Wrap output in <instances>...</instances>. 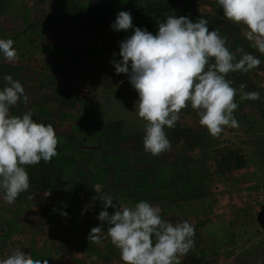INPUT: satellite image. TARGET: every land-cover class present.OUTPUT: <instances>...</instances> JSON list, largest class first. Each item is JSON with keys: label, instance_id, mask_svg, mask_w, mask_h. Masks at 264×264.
I'll use <instances>...</instances> for the list:
<instances>
[{"label": "rangeland", "instance_id": "374dc122", "mask_svg": "<svg viewBox=\"0 0 264 264\" xmlns=\"http://www.w3.org/2000/svg\"><path fill=\"white\" fill-rule=\"evenodd\" d=\"M105 3V22L89 24L83 10ZM119 11H130L133 25L153 34L170 14L194 22L204 17L237 59L243 52L261 59L258 68L227 75L235 89L244 82L235 98L243 105L242 134L231 138L227 126L221 133L242 144L247 159L241 178L210 174L200 165L221 137L200 125L190 105L174 128H165L170 150L158 157L145 151L138 93L110 63L122 59L119 42L133 34L112 29ZM244 30L223 15L216 0H0V38L13 39L18 52L13 61L0 53V87L4 75H12L29 98L11 114L32 111L34 121L53 126L58 141V155L47 163L54 177L50 183L30 184L13 204L0 191V258L20 249L48 264H124L107 225L102 243L88 239L101 224L97 217L107 194L128 206L146 200L173 224L194 226V247L180 257L181 264H264V219L254 215L249 200L254 187L264 183V90L258 100L240 99L264 81V54L251 46Z\"/></svg>", "mask_w": 264, "mask_h": 264}, {"label": "clouds", "instance_id": "9594fccd", "mask_svg": "<svg viewBox=\"0 0 264 264\" xmlns=\"http://www.w3.org/2000/svg\"><path fill=\"white\" fill-rule=\"evenodd\" d=\"M223 15L237 25H243L244 37L251 46L264 54V0H216ZM112 29L133 30L119 42V61H110L115 73L126 74L138 93L135 108L145 122L143 147L153 156L170 150L171 142L165 128H174L180 113L189 105L200 117L212 136H219L227 127H238L234 111L236 89L227 79L230 72H249L262 61L250 52L237 59L216 30H210L206 18L195 22L188 16L170 14L153 34L135 27L130 11H119ZM15 41L0 38V53L8 61L18 57ZM115 55V53L113 54ZM0 87V191L8 204H13L30 187L25 166L49 163L57 157L56 132L51 124L33 120L34 113L12 115L11 108L28 96L22 83L12 75H4ZM122 83V82H121ZM243 87V85L241 86ZM260 91L245 92L241 100H258ZM114 211L109 213L108 209ZM55 211V209H54ZM67 217V212H61ZM88 239L102 243L101 234L107 225V237L120 250L124 264H181L180 257L194 247L195 228L188 221L175 223L163 218L159 206L140 200L135 206L121 204L105 195L103 210ZM0 264H48L33 259L16 249Z\"/></svg>", "mask_w": 264, "mask_h": 264}, {"label": "crops", "instance_id": "0c3cea01", "mask_svg": "<svg viewBox=\"0 0 264 264\" xmlns=\"http://www.w3.org/2000/svg\"><path fill=\"white\" fill-rule=\"evenodd\" d=\"M244 86L243 81L238 82V88L236 89L237 95L235 98H239V92H242L241 86ZM257 91H261V89H257ZM243 94V93H242ZM242 106L238 107L236 110V119L239 123L238 127L227 129L225 132L232 138L233 134H242L241 124L239 122V115H243L244 113L241 111ZM222 136L221 134L219 135ZM225 137H221L219 142H216L213 147H209L210 153L204 159L203 162H199L200 165L207 166L210 174L212 173H221L224 174L225 177H233V178H241L242 170L244 169L245 161L247 157L243 153L242 144L236 139H232V141L224 140ZM198 163V162H197ZM156 179H165L162 176L156 177ZM213 178L209 176V181L212 184ZM226 184V181H225ZM226 187V185H225Z\"/></svg>", "mask_w": 264, "mask_h": 264}, {"label": "trees", "instance_id": "16d2710c", "mask_svg": "<svg viewBox=\"0 0 264 264\" xmlns=\"http://www.w3.org/2000/svg\"><path fill=\"white\" fill-rule=\"evenodd\" d=\"M109 12V7L108 4L105 3L103 5H96V6H91L83 10V15L86 18V21L89 24H98L105 22L106 20V15ZM97 90L100 91V89L97 87ZM104 154H107L108 152L104 151ZM38 167H41V171L37 172L36 166H25L26 170L28 171L29 177H30V184H35V185H45L48 184L54 179L53 173L51 172L49 166L47 163L40 162L37 164ZM36 167V168H35Z\"/></svg>", "mask_w": 264, "mask_h": 264}, {"label": "built area", "instance_id": "2783aa9c", "mask_svg": "<svg viewBox=\"0 0 264 264\" xmlns=\"http://www.w3.org/2000/svg\"><path fill=\"white\" fill-rule=\"evenodd\" d=\"M258 87L263 92L264 81L260 82L258 84ZM242 192L246 195L250 194L249 191L245 188L242 190ZM249 200H250V205L252 207L254 215L260 219H264V183L257 184L254 187Z\"/></svg>", "mask_w": 264, "mask_h": 264}]
</instances>
